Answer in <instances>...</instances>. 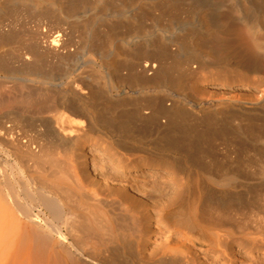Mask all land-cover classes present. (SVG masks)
<instances>
[{"label": "bare ground", "instance_id": "1", "mask_svg": "<svg viewBox=\"0 0 264 264\" xmlns=\"http://www.w3.org/2000/svg\"><path fill=\"white\" fill-rule=\"evenodd\" d=\"M254 2L250 7L260 10L264 0ZM230 18L222 25L212 18V27L201 19L197 54L259 74L249 100L216 107L214 100L176 92L174 73L191 68L176 40L174 51L155 42L153 59L144 62L146 52L135 49L125 78L117 64L92 57L90 72L112 65L108 79L87 80L95 87L71 78L58 89H31L19 79L9 88L18 97L0 92V264H190L176 254H189L193 244L237 239L251 253L264 249V24L248 23L253 40L243 49L230 34ZM213 32L221 37L210 39ZM45 36L56 51L61 35ZM36 61L28 62L33 69L26 62L27 73L48 84L56 80ZM13 103L18 112L8 111ZM88 130L101 140L89 181L78 160L82 154L86 161L81 143ZM145 164L167 173L129 175L130 167L137 172ZM146 204H161L158 210L178 233L173 241L162 235L164 242L157 239L149 252L141 242L151 238L144 225L154 208Z\"/></svg>", "mask_w": 264, "mask_h": 264}, {"label": "rangeland", "instance_id": "2", "mask_svg": "<svg viewBox=\"0 0 264 264\" xmlns=\"http://www.w3.org/2000/svg\"><path fill=\"white\" fill-rule=\"evenodd\" d=\"M250 1L255 3V0H241L246 11L244 15L237 0H0V92L6 98L7 95L8 98L9 96L10 98L18 97V92L12 91V96L9 88L12 85L14 87V83L20 80L22 82L19 83H30V85H26L31 89H41L42 86L44 89L45 87L48 88L49 85L51 87L52 84L54 87L51 88L58 89V85L64 87L71 78L84 79L83 82L87 87H95V82L91 85L92 80L90 84L88 83L90 80H87L97 79L101 76L108 79L109 75L107 76V74L112 70L110 67L112 65L108 66L109 70L97 68L90 72L89 69L93 70V68L87 65L91 64L88 61H91L92 57L94 58L92 60L97 63L104 62L106 66L110 63L114 66L117 64V67L121 68V77H124L127 74V68L135 61L133 59L135 49V52L137 50L142 53L146 52L145 56L143 55L140 59V62H144L152 57V49L156 45L166 46V48L174 51L179 49L176 47V43L179 42L183 44V48L179 50L180 56L190 58L191 68L188 71L181 72L178 70L174 73L176 77L172 79L170 85L177 90L176 92H186L190 96L193 94V97L214 100L216 107L224 106L227 100L252 99L259 86V74L247 73L232 62L230 64L228 61L215 62L210 56L211 54L206 52L197 54V45L202 38L201 19L203 18L208 25L213 23L212 18L216 20L218 25H222L227 21V17H231L232 27L230 29L232 30H230V34L232 38L234 37L233 41L238 39L235 43L238 42L241 48L251 42L253 38L249 36L251 34L248 31V23L264 24V2H261L263 4H261L262 10L260 6V10L257 8V11L250 7ZM260 14L261 19L258 20ZM212 26L214 25L209 27ZM57 33L61 35V44L55 51L49 47V39L43 37ZM213 37L218 38L221 35L213 32L209 38L213 39ZM160 39L165 44L161 43ZM153 40L156 41L153 42ZM173 40L177 42L173 44ZM136 41H138L137 45H135ZM144 42H147L145 47L142 46L145 45ZM138 45L144 48L143 51ZM116 50H122V55H117ZM17 52L24 55L19 57ZM29 52H37L39 56L36 55L37 53L28 55ZM147 52H149V56ZM95 54L96 57L93 56ZM32 55L37 59L41 58L37 62L33 60V57H30ZM30 58H33V61ZM27 60L36 61L35 65H38L36 68L40 66L38 69H41L43 73H47L51 68L52 72L50 71V73L54 78L56 76V80H52V82L50 80L48 84L49 81L45 82L40 78H34V75L27 73L29 63H31L30 61L28 63ZM39 61H41L40 64ZM30 68L32 67L30 66ZM86 69L88 73H84ZM58 73L60 76L62 74L60 80H58ZM78 73L81 74V77ZM47 74L49 75V71ZM102 77L101 81L106 80ZM28 79L30 80L26 81ZM62 81L63 83H61ZM155 82L159 81L155 80ZM44 83L47 84L44 86ZM153 86L156 87V83L153 82ZM15 106L13 103L9 110L8 107L5 109L16 112L18 108L15 109ZM3 110L0 109V112ZM22 111L24 110H19L23 115H32L27 111ZM92 132L88 130L89 136H84L85 139L81 143L83 151L86 153V161L82 154H78V160H82L83 163L80 165L84 169L83 174L89 177L88 181L94 178L92 174L94 173L93 162L95 159L93 160L92 153L96 158L98 157L96 149L101 142V140H94L95 134ZM104 144L105 142L102 141V145ZM129 169L131 171L129 175L138 174L140 177L145 172L148 174L151 172L167 173L166 169L160 166L153 168L150 164L138 168L137 172L131 167ZM16 175L19 177V174ZM146 205L154 208L150 211L152 213H150L149 221H146L144 225L145 231L151 235V238L145 237L141 242V245L148 247L146 252H149L150 247L158 243H156L157 239L164 242L165 235L170 233L167 234L168 241L170 239L173 241L178 233L175 229L169 228V220L164 218L158 210L161 204ZM176 255L179 258L182 256V259L190 264H249L251 260L254 263L264 264V249H253L251 253L248 246L239 239L230 241L228 244L221 243L220 246L208 244L206 247H199L193 244L189 254Z\"/></svg>", "mask_w": 264, "mask_h": 264}]
</instances>
